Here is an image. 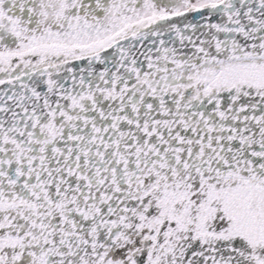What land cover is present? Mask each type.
Segmentation results:
<instances>
[{"label":"snow or ice","instance_id":"snow-or-ice-1","mask_svg":"<svg viewBox=\"0 0 264 264\" xmlns=\"http://www.w3.org/2000/svg\"><path fill=\"white\" fill-rule=\"evenodd\" d=\"M0 264H264V0H0Z\"/></svg>","mask_w":264,"mask_h":264}]
</instances>
